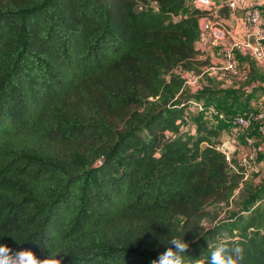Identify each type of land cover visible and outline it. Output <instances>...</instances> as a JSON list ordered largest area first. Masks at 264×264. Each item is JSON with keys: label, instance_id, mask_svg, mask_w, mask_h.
I'll return each instance as SVG.
<instances>
[{"label": "trees", "instance_id": "1", "mask_svg": "<svg viewBox=\"0 0 264 264\" xmlns=\"http://www.w3.org/2000/svg\"><path fill=\"white\" fill-rule=\"evenodd\" d=\"M206 13L186 0H0V244L62 264H150L172 237L196 243L206 203H227L243 178L202 115L178 137L190 105L216 95H183L173 74L208 64ZM248 192L251 214L225 241L264 264V185Z\"/></svg>", "mask_w": 264, "mask_h": 264}, {"label": "built area", "instance_id": "2", "mask_svg": "<svg viewBox=\"0 0 264 264\" xmlns=\"http://www.w3.org/2000/svg\"><path fill=\"white\" fill-rule=\"evenodd\" d=\"M243 0H230L232 5L241 4ZM202 36L209 37L216 46L220 47L218 58L223 61V70L231 75L237 74L234 63L236 53H247L253 60L264 59V0L260 5L243 10L242 26L243 37L230 40L225 27L216 24H203L200 27ZM186 77H192L193 73L184 72ZM243 80L247 79L244 74ZM184 80V79H183ZM186 82H184L183 90ZM190 111L202 115L205 120L219 119L229 125L228 140L223 141L217 148L225 158L228 168L232 172H242V181H246L252 175L264 172V155L258 161L259 147L257 140L264 141V108L248 111L244 114L226 117L213 105H206L203 101H197L190 105ZM253 132V134H251ZM242 135V145L236 140Z\"/></svg>", "mask_w": 264, "mask_h": 264}, {"label": "crops", "instance_id": "3", "mask_svg": "<svg viewBox=\"0 0 264 264\" xmlns=\"http://www.w3.org/2000/svg\"><path fill=\"white\" fill-rule=\"evenodd\" d=\"M223 1L227 4L226 7L218 9V6ZM229 1L230 0H213V2L209 3V7L204 5L201 6L204 2L200 1L198 6L200 9L207 10V13L199 21L200 27L203 24H218L225 27L228 33V41L226 44H228L230 40L243 37V32L241 30L243 10L253 5L261 4V0H243L242 3L238 5H232ZM214 48V42L206 36H202L201 41L196 45V49L201 53L198 58L207 60L209 63L208 67L204 68L206 72L213 76L214 81L218 80L222 83L220 85L222 90H218V92L222 93L220 95L221 97H216V95L214 97L216 100H221V102L218 103L220 112L226 115H235L264 108V96H260L256 92L258 88H264V59L255 61L247 53H236L234 56V63L237 67V74L234 76H236L235 79L238 82L234 84L229 82L228 79L232 75L223 70L224 63L218 58V52L215 51ZM223 74L228 75L223 77ZM243 74L247 76L244 84L242 83V81H245L242 79ZM236 93L243 94L236 95ZM219 140H221V142L228 140L227 134H220ZM257 144H259V157H262L264 155V141L257 140Z\"/></svg>", "mask_w": 264, "mask_h": 264}, {"label": "rangeland", "instance_id": "4", "mask_svg": "<svg viewBox=\"0 0 264 264\" xmlns=\"http://www.w3.org/2000/svg\"><path fill=\"white\" fill-rule=\"evenodd\" d=\"M200 1L204 2L201 4V6L204 5L207 7L210 6L209 5L210 2H213V0H186V4L188 6L198 7L200 4L199 3ZM219 49L220 47L215 45L214 50L219 52ZM208 65L209 63L205 67L201 68L198 74L193 73L192 77H186L184 75V72L180 70H176L173 72L174 75L182 77L184 79V82H186L185 88L183 90V95L193 94L197 90H200L204 87L211 88V90L216 94V97H219L222 94L218 92V90H222V88H220V85L222 83L218 80L214 81L213 76L209 75V73H207L206 70L204 69L208 67ZM227 75L228 74H223V77ZM235 78L236 76L232 75L230 76L228 80L229 82L235 84L238 82ZM245 82L246 80L242 81L243 84ZM256 92L260 96H264V88H258ZM240 94H243V93H236V95H240ZM149 100H153V99L149 98ZM220 102L221 100L219 99L218 100L213 99L210 103L215 108L220 110V106L218 105V103ZM239 114H235V115H239ZM199 119H200L199 114L194 113V112L188 113L183 120L185 125L182 131L180 132V134L178 135V137H182L188 140L194 138L195 131H196V122ZM206 124L210 128L219 130V135L227 134L229 132V130L226 127V124L220 121L219 119L214 118L211 120H206ZM167 137L177 138L176 136H173L171 134H167ZM236 140L238 141L239 145H242V140H243L242 136L238 137ZM257 147H259V144H257ZM262 159L263 158L259 157L258 155L257 160L261 161ZM263 185H264V172H261L258 175H252L246 181H240V186L236 188V190L231 194V196L228 198L227 203L225 202H220V203L207 202L206 203L204 207L205 217L200 222V229L202 230V233H201L202 236L211 237L207 250L213 249L217 245V241L219 240L225 241L229 239H234V236L236 235V227H237L236 221H235L236 217L241 214L244 217H249L251 214L250 206L252 202V197H251V193L248 192V189L256 190ZM263 210H264V206H263ZM175 222L177 223L178 226H181L183 221L182 219L177 218ZM218 231H221L219 238L213 237L217 234ZM202 236H200L196 240V243L194 241L190 242V248L185 255V264H191L193 262H196V259H199L197 248L202 243Z\"/></svg>", "mask_w": 264, "mask_h": 264}, {"label": "clouds", "instance_id": "5", "mask_svg": "<svg viewBox=\"0 0 264 264\" xmlns=\"http://www.w3.org/2000/svg\"><path fill=\"white\" fill-rule=\"evenodd\" d=\"M165 250L161 252L150 264H185V255L190 243L184 237H172ZM49 251L46 258H39L31 250L14 251L6 244H0V264H62L57 256ZM244 249L241 244L233 241H222L214 247L209 260L196 259V264H242Z\"/></svg>", "mask_w": 264, "mask_h": 264}]
</instances>
